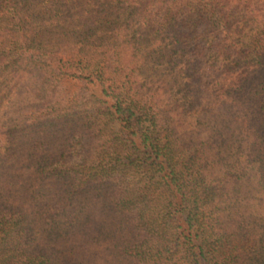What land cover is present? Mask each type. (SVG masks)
<instances>
[{
	"label": "trees",
	"instance_id": "16d2710c",
	"mask_svg": "<svg viewBox=\"0 0 264 264\" xmlns=\"http://www.w3.org/2000/svg\"><path fill=\"white\" fill-rule=\"evenodd\" d=\"M208 114H227L247 147L254 121L264 149V0H0V181L20 131L65 132L60 156L87 152L79 164L20 158L63 179L67 200L118 185L109 207L137 232L115 248L127 264H264V170L213 179L211 138L181 139L194 133L176 118ZM242 188L260 198L258 220L227 232L223 198ZM3 192L0 264H50L30 246L34 215Z\"/></svg>",
	"mask_w": 264,
	"mask_h": 264
},
{
	"label": "rangeland",
	"instance_id": "374dc122",
	"mask_svg": "<svg viewBox=\"0 0 264 264\" xmlns=\"http://www.w3.org/2000/svg\"><path fill=\"white\" fill-rule=\"evenodd\" d=\"M176 122L182 123L194 133L191 135L182 130L181 139L184 141L211 138L210 143L213 148L209 151V159L213 164L208 173L213 179L218 180L230 172L233 177L228 176L227 179L230 181L232 177L231 182H234L242 174L243 169L245 173L255 176L251 180L254 183L259 172L264 170V149L261 151L258 146H255L254 121L253 124L244 121L247 127L243 126L250 132L249 134H252V138H249L251 147H247L246 141L238 140L236 133H232L234 127L227 114L222 120L216 119L214 114L212 116L208 114L201 126L193 119H186L184 122L176 118ZM114 131L113 128L108 130L105 133V139L114 136L112 134ZM21 132L9 140V146H13L17 152L3 162L5 173L0 181V189L4 191L3 200L7 205L15 208L27 206L26 210L34 215L33 231L30 233V246L33 247L34 252L44 253L50 260V264H127L123 255L115 248L121 244L131 243L132 236L137 232L131 231L130 227L124 224L125 216L112 211L109 207L108 202L119 193V186L115 185L111 189L95 181L87 188L83 186L85 188L78 190L79 195L67 200L68 196L64 194L67 185L63 179L42 180L38 174H33L34 171L30 166L33 168L35 166L32 161L23 160L20 157L25 155L45 157L51 163H63L66 167L79 164L81 159L88 155L87 152L83 151L81 156L75 155L64 160V156L60 154L67 146L66 142L64 143L65 132L61 130L54 132L53 129H46L45 132L35 131L31 134ZM215 132H223L222 137L217 136ZM28 138L30 141L27 140ZM217 140L219 143L223 142L220 147L217 146ZM91 155L92 153L90 160L95 154ZM92 163L93 161L87 165ZM131 174L124 179L131 186L143 177V174L134 176ZM233 182L229 184H234ZM245 189L246 191L250 189L249 185H246ZM241 190L238 195L230 191L223 198L225 204L221 206L223 211L221 215L223 228L227 232L236 230L238 226L245 223L247 224L245 226L251 227L258 220L259 212L256 202L260 198L257 194L256 196L247 195L248 192L245 193L243 188ZM33 198L35 201L32 204L27 203L26 200ZM250 201L251 203L248 204Z\"/></svg>",
	"mask_w": 264,
	"mask_h": 264
}]
</instances>
